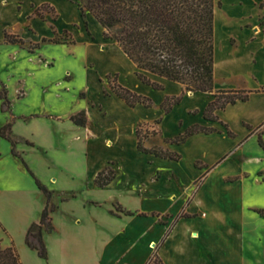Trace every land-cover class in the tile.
Wrapping results in <instances>:
<instances>
[{
	"label": "crops",
	"instance_id": "0c3cea01",
	"mask_svg": "<svg viewBox=\"0 0 264 264\" xmlns=\"http://www.w3.org/2000/svg\"><path fill=\"white\" fill-rule=\"evenodd\" d=\"M217 2L213 89L249 95L246 101L215 110L216 120L210 121L203 112L211 93L189 92L148 72L143 74L162 89L142 83L135 64L104 39L91 14L81 16L75 2L0 0V47L8 55L30 62L32 53L26 46L7 43L5 32L22 36L26 44L62 32L71 40L77 35L90 51L83 65L93 72L95 87L92 95L85 88L86 105L65 117L48 116L44 110L9 114L15 120L10 131L16 155L0 137L1 248L14 245L21 264H146L153 252L163 264H264V148L258 145L257 132L252 133L264 128V0ZM44 5L54 11L53 18L33 15L34 8ZM47 22L51 33L45 36L41 32ZM40 50L34 53L39 60ZM43 61L34 70L16 62L11 66L10 77L19 88L12 93L16 102H44L48 90L56 88L35 74L53 67ZM107 75L150 99L151 107H129L111 91ZM171 97L180 100L165 112L162 104ZM80 111L86 114L84 126L71 120ZM45 117L55 121L48 125ZM7 123L4 118L0 127ZM143 124L155 131L143 146L176 153L177 160L137 150L136 130ZM193 125L215 131L196 133L180 144L166 142ZM261 139L264 145V134ZM252 142L257 151L250 155ZM22 162L51 192L54 229L43 234L47 259L25 244L27 229L39 220L47 198ZM106 168L115 177L98 187L95 178Z\"/></svg>",
	"mask_w": 264,
	"mask_h": 264
},
{
	"label": "trees",
	"instance_id": "16d2710c",
	"mask_svg": "<svg viewBox=\"0 0 264 264\" xmlns=\"http://www.w3.org/2000/svg\"><path fill=\"white\" fill-rule=\"evenodd\" d=\"M77 4L81 16L91 14L103 28L104 39L113 41L124 54L135 64L137 78L144 84L154 89H162V86L151 82L143 72H148L167 80L182 85L183 90L189 92L211 93L213 99L208 103L203 112V117L215 121V110L224 109L227 105L237 101H246L249 91L243 90H214V11L220 3L214 0H71ZM36 15H40L38 9ZM264 31V30H263ZM4 39L7 43L23 45L24 42L16 35L5 32ZM46 41V39H42ZM53 42H56L55 40ZM38 44H30L29 51L34 50ZM111 91L122 99L129 107L142 104L151 107L150 99L138 95L116 82V77L111 80L107 75ZM104 94L108 93L104 91ZM1 109L8 110L9 103L6 91H0ZM180 97L165 99L162 106L165 112H169L176 105ZM75 125L86 124L85 111H80L71 117ZM11 124L7 123L0 128V137L7 140L12 147L13 155L15 140L11 136ZM255 129L253 132H258ZM212 128L193 125L183 134L169 139L166 142L180 144L191 135L199 132H214ZM154 134V133H153ZM228 136L233 137L231 131ZM261 134L264 128L257 133L258 145L264 148ZM148 131L137 128V150L143 153L153 154L169 160H177L176 153L168 152L162 148L147 149L143 146L148 137ZM29 174H33L22 162ZM196 165H201L196 163ZM262 175V172H259ZM115 177V172L106 168L100 171L95 184L98 187L108 185ZM35 180L37 187L45 194L47 203L37 222L32 223L25 235V244L35 250L42 259H47V250L43 241V234L51 232L54 227L50 213L54 207L49 205L51 192ZM118 211V209H116ZM129 214V213H128ZM0 264H21L14 245L7 248L0 246ZM146 264H163L157 253L153 252Z\"/></svg>",
	"mask_w": 264,
	"mask_h": 264
},
{
	"label": "rangeland",
	"instance_id": "374dc122",
	"mask_svg": "<svg viewBox=\"0 0 264 264\" xmlns=\"http://www.w3.org/2000/svg\"><path fill=\"white\" fill-rule=\"evenodd\" d=\"M214 1L215 3H217V0ZM37 9L40 13V15L37 16H41V18L43 19H45L46 15H50L52 18L54 17V11L48 6L44 5L34 8L33 15L35 16V11ZM50 25L51 23L47 22V27H45L43 32H41L42 35L46 36L51 33ZM20 33L21 31L19 30L18 34L20 35ZM20 38H22V36ZM70 38L72 37H70L68 33L64 32L55 34V37H53L52 39L44 37L42 39H46V41L39 42L38 46L32 51H29L28 47L33 43L26 44L22 39L24 44L20 46H26L28 52L32 53L30 56V62H27V60L23 59L16 60V58H12L11 55H8L7 51L0 47V86L5 85V89L7 91V101L9 103L8 110L3 111L1 109L2 101L0 100V122L4 120V118H6L8 120V123H10L12 126L15 120L11 119L9 114L28 115L30 113H33L29 112V110H35L37 112H41L42 110H44L48 112V116L60 114L61 116L65 117L68 113L72 111L75 112V110H77L79 107H83L86 105V101L84 99L82 91L85 92L84 89L87 88L89 89L90 95L95 94V87L92 81L93 72L88 69L86 70L83 65L90 57V51L85 42L77 35L72 40ZM54 40L56 42H53ZM39 46L41 48L40 55L42 58H40V60L34 54ZM13 60H15L18 65L20 64L21 66H28L32 68V70H34L33 65L37 61L41 64L45 62L43 60H47L48 64H53V67H48V72L44 73L37 71L35 73L37 77L47 78L53 85L55 84L54 86L56 87L48 90L44 102L40 99L35 98H28L23 101L20 100L19 102L15 101L16 97L14 98V95H12V93L15 91L18 93L19 88L17 82L10 77V68L15 63ZM67 71H69L68 75ZM113 77L114 76L111 75V80L113 79ZM3 89L4 88H2V90ZM13 102H15V104H13ZM45 118L49 121L48 125L52 123V120L55 121L51 117ZM139 127H141L143 131H148V136L152 135L153 133L155 134V131L153 129H150L151 127L149 125L143 124ZM170 129H173V127ZM261 131L262 129H259L257 133H260ZM247 151L250 155H253L254 152L257 151L254 142H252V144L250 143V145L247 147ZM28 169L33 174L34 178L39 181V179L34 175L29 167ZM251 169V167H247V170L250 171ZM121 172L122 171L119 170V173ZM39 183L43 185L40 181ZM179 184L180 189H182L181 183Z\"/></svg>",
	"mask_w": 264,
	"mask_h": 264
}]
</instances>
